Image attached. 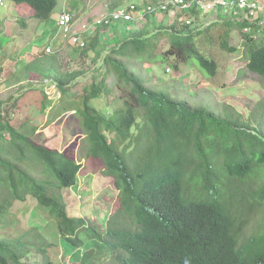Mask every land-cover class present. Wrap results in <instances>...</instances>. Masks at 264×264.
<instances>
[{"label":"trees","instance_id":"16d2710c","mask_svg":"<svg viewBox=\"0 0 264 264\" xmlns=\"http://www.w3.org/2000/svg\"><path fill=\"white\" fill-rule=\"evenodd\" d=\"M13 1L30 5L37 20L50 19L58 5V0ZM231 8L229 16L236 19H217L198 29L178 20L151 29L149 17L136 33L125 29L107 53L96 34L86 51L104 55L105 72L98 81L81 70H63L44 50L21 66L18 81L51 78L60 91L57 101L66 93L78 100V108L61 105L58 121L75 116L76 133L86 139L83 157L94 172L112 178L117 200L103 222L86 212L70 215L64 192L78 183L83 167L77 142L70 150L48 147L50 138L29 117L15 119L22 93L0 100V264H25L33 250L52 263V244L39 230L20 228L14 218V204L29 196L48 209L68 244L83 248L80 264H96V257L98 264H264V222L254 225L253 219L264 205V131L238 112L219 115L153 89L127 63H165L177 72L198 63L216 75L220 58L212 50L204 53L201 45L207 38L222 54L235 51L230 42L235 24L245 41L248 69L264 82V40H258L264 37V9L250 15L248 8ZM8 57L0 55V77ZM110 73L123 101L108 115L93 101L111 91ZM79 82L81 88L73 91Z\"/></svg>","mask_w":264,"mask_h":264},{"label":"rangeland","instance_id":"374dc122","mask_svg":"<svg viewBox=\"0 0 264 264\" xmlns=\"http://www.w3.org/2000/svg\"><path fill=\"white\" fill-rule=\"evenodd\" d=\"M131 1L144 4L152 0H58V5L51 19H55L54 17L61 11L63 6L66 9L71 7L70 11L73 12L77 20L76 28L79 31H83L86 25L88 28L86 34L89 40L99 34L102 43L104 42V52L107 53L111 47L115 46L118 39L123 36L125 29H128V33H136L148 22L149 17H151L149 21L151 29L161 24L169 27L177 20L181 25L187 26L189 29H198L204 28L217 19H230L229 12L232 10V8L221 9L219 11L221 14L218 15L215 12H193L194 19L191 26L183 23L181 15L178 17L179 11L177 10L165 13H147L144 18L128 24L116 21L115 28L95 27L92 25L96 17L106 14L119 5L129 4ZM259 2L264 6V0H259ZM262 8L264 9V7ZM20 18L23 19V24H21L22 21H18ZM44 22L53 32L59 29L54 20H37L34 17V11L28 4H17L13 0H4V3L0 4V55L9 56L4 62L3 75L0 77V100H8L15 95L18 97L22 93L24 96L14 109L15 119L20 120L19 118L29 117L32 120V124L39 127L42 131L44 138H50V141L47 142L48 147L70 150L74 142H77H75L77 157L83 164L85 163V167L79 175L78 185L64 192L66 201L69 202L68 212L74 217H80V214L84 215L86 212L103 221L116 205L117 194L115 191H110L114 186L113 180L111 178H102L101 174L94 173L88 160L84 161V141L86 139H84L85 134L83 132L81 136L76 133L79 129L76 128L75 116L66 115L62 117V122L58 121L60 110L62 109L61 105L67 108L73 107L76 106L78 100L70 99L69 94L66 93L63 99L57 101L56 97L60 95V91L49 80L51 78L45 80L37 77L21 78V82L17 80L23 74L19 75L21 66L44 49V46L34 47L38 43V37L40 36L38 29L40 30V26H43ZM39 23H41L40 26H38ZM183 26L179 25L178 28L186 29ZM230 28L232 29L230 42L236 47V50L230 54H222L218 47L219 44L214 49L210 48L209 39L207 38L203 41L204 46L201 45L204 53L210 55L212 50L220 58L216 75L202 71L198 68V63V65L196 64L197 66L191 67L184 65L179 72L173 69L171 65H166L165 63L144 64L140 60L135 59H128L127 63L153 89L165 90L176 100L188 102L192 106H201L213 110L219 115H226L230 111L238 112L246 122L258 126L264 131L263 77L248 69L245 41L242 40V35L237 25H231ZM258 40L263 41L264 37L260 34ZM50 45L52 49L50 54L56 56L58 64L63 70H81L87 74L88 80H91L95 75L93 79L98 81L103 76L105 72L103 68L104 55L99 57L95 50L86 51L87 48L79 49L62 37L51 41ZM167 47V42H164L163 48ZM96 66L97 68L102 66V68L95 71ZM167 67H171L172 72H167ZM106 83L111 91L105 92L103 97L100 100L93 101V104L101 112L110 115L123 100L120 94L121 89L117 87L113 73L108 75ZM72 88L73 91L81 88L80 82L79 85ZM102 180H105L104 183H99ZM76 197L80 201H75ZM88 198L95 204L90 201L89 205L86 203L85 206H82L80 202L83 200L86 202ZM12 211L14 218L20 221V228L39 230L48 239V242L52 244L48 254L53 264H64L66 249L74 248L68 244L56 229L54 219L48 214V209L41 207L35 197L29 196L26 201H17ZM257 213L253 217L256 220L254 225L264 222V205L262 211ZM12 230L13 228L10 227L9 231ZM85 235L83 233L82 238ZM82 254V250H75L69 259L80 262ZM44 258L45 256L43 257V255L37 254L33 250L29 257L23 259V262L25 264H45Z\"/></svg>","mask_w":264,"mask_h":264},{"label":"built area","instance_id":"2783aa9c","mask_svg":"<svg viewBox=\"0 0 264 264\" xmlns=\"http://www.w3.org/2000/svg\"><path fill=\"white\" fill-rule=\"evenodd\" d=\"M0 3L2 4L3 0H0ZM233 5L236 6L235 9L238 11L248 8L250 15L256 14V8L263 9L256 0H213L208 2L204 0H152L144 4L131 1L129 4L121 5L102 16L96 17L92 25L98 27L115 23L116 21L133 22L144 18L147 13L166 12L174 9L186 12L183 19L186 23L190 24L193 21L190 14L193 10L202 9L208 12L214 11L219 7L224 9L231 8ZM76 22L77 20L71 12L62 11L57 20L59 26L58 35L71 45L85 48L89 43V37L86 34L88 28L85 25L84 30L79 31L76 28ZM51 50V45L45 47L46 52L49 53Z\"/></svg>","mask_w":264,"mask_h":264},{"label":"clouds","instance_id":"9594fccd","mask_svg":"<svg viewBox=\"0 0 264 264\" xmlns=\"http://www.w3.org/2000/svg\"><path fill=\"white\" fill-rule=\"evenodd\" d=\"M204 1H206V2H208V1H213V0H204ZM4 3V2H3ZM2 3V4H3ZM1 4V3H0ZM123 5V4H122ZM119 6H121V5H119ZM118 6V7H119ZM117 8V7H116ZM115 9V8H114ZM221 9H224V8H218V9H216V10H214V11H208V12H215V13H217V15L219 14V11L221 10ZM64 10H66V11H68V12H71L69 9H63L62 11H64ZM174 10H177V11H183V10H180V9H174ZM62 11H60L59 12V14H58V17H59V15H60V13L62 12ZM198 11H203L202 9H198V10H193L190 14H191V16H192V18L194 19V15H193V12H198ZM166 12H171V11H166ZM184 12V11H183ZM203 12H206V11H203ZM72 14H73V12H71ZM154 13H156V12H154ZM160 13H165V12H160ZM150 14H152V13H150ZM74 15V14H73ZM184 15H186V12H185V14H183L182 16H181V20L183 21V22H185L184 21V19H183V17H184ZM58 17H57V20H58ZM74 17H75V15H74ZM231 19H236V18H233L232 16H229ZM238 20H241V19H238ZM125 23V22H124ZM186 23V22H185ZM187 25H189V26H191L192 24H193V21H192V23H190V24H188V23H186ZM58 25V24H57ZM99 27V26H98ZM58 33H59V29H58ZM58 33H57V36H60V35H58ZM56 36V37H57ZM61 37V36H60ZM50 41H51V39H49L48 40V42H47V44H45V45H43L44 46V51H45V47L47 46V45H50ZM90 41V40H89ZM78 47V46H77ZM79 48V47H78ZM86 48V47H85ZM1 49V48H0ZM42 50V51H43ZM46 52V51H45ZM46 53H48V52H46ZM50 53V52H49ZM166 71L167 72H172V69H171V67H167V69H166ZM86 159H84V161H85ZM81 161V160H80ZM83 164V163H82ZM85 167V163L83 164V167H82V169ZM82 169H81V171H82ZM81 171H80V173H81ZM93 171V170H92ZM94 172V171H93ZM80 173H79V175H80ZM94 173H96V174H99L100 175V173L99 172H94ZM79 175H78V183H79ZM102 176V175H101ZM142 175H140V177H141ZM110 178V177H108V176H102V178ZM112 179V178H111ZM78 183L75 185V186H77L78 185ZM99 183H104V181H99ZM114 185V184H113ZM75 186H73V187H75ZM72 188V187H71ZM70 188V189H71ZM110 191H117L116 190V188H115V186H113V189L111 188V190ZM75 201H80L77 197L75 198ZM84 201V200H83ZM81 203V205H82V201L80 202ZM93 203V202H92ZM93 204H95V203H93ZM112 212V211H111ZM110 212V213H111ZM80 216H81V214H80ZM83 216V215H82ZM91 217H93L92 215H91ZM86 218V217H85ZM99 220V219H98ZM100 222H103V221H101V220H99ZM54 224H55V221H54ZM55 227H56V224H55ZM56 229H57V227H56ZM40 233L41 234H43L41 231H40ZM44 235V234H43ZM47 239V238H46ZM48 240V239H47ZM75 250H82L83 251V248H79V249H73V250H70V249H66V252H65V255H64V258H65V263L64 264H80L81 263V261L80 262H77V260H73V259H69L72 255H73V252L75 251ZM67 251H70V252H72V253H67ZM67 254V255H66ZM49 255V254H48ZM83 255V254H82ZM50 257V256H49ZM68 258V259H67ZM51 259V258H50ZM45 260V259H44ZM81 260H82V258H81ZM51 264H53V261L51 260ZM100 262V259L99 258H97L96 257V264H98ZM45 264H47V263H45Z\"/></svg>","mask_w":264,"mask_h":264},{"label":"crops","instance_id":"0c3cea01","mask_svg":"<svg viewBox=\"0 0 264 264\" xmlns=\"http://www.w3.org/2000/svg\"><path fill=\"white\" fill-rule=\"evenodd\" d=\"M115 4L116 3H114V5ZM63 9H66V7L63 6L62 9H61V11ZM70 9H71V7L69 8V10ZM58 14H56V16L54 17L55 19H51V18L49 19V20H54L56 26H57V17H58ZM49 20H45V21H49ZM40 25H41V23L38 24V26H40ZM38 31H39L40 36L38 37L39 38L38 43L34 46L35 48H37L38 46H43V45L47 44V42H48L49 39H51V41H54L55 39H57L58 37H60V36H57L58 30L56 32H53V30L49 29V27L46 24V22H44L43 26H40V30L38 29ZM102 181H105V180H102Z\"/></svg>","mask_w":264,"mask_h":264}]
</instances>
